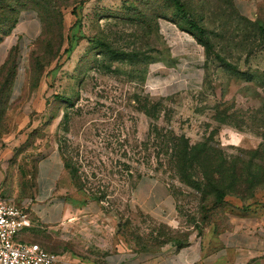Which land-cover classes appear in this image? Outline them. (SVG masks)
<instances>
[{
    "label": "rangeland",
    "instance_id": "obj_1",
    "mask_svg": "<svg viewBox=\"0 0 264 264\" xmlns=\"http://www.w3.org/2000/svg\"><path fill=\"white\" fill-rule=\"evenodd\" d=\"M260 12L242 15L237 0H0L7 193L32 198L52 157L72 185L67 218L90 206L93 257L116 243L176 250L233 203L264 208Z\"/></svg>",
    "mask_w": 264,
    "mask_h": 264
},
{
    "label": "crops",
    "instance_id": "obj_2",
    "mask_svg": "<svg viewBox=\"0 0 264 264\" xmlns=\"http://www.w3.org/2000/svg\"><path fill=\"white\" fill-rule=\"evenodd\" d=\"M237 6L242 15L253 18L261 15L264 0H237ZM177 38L175 35L174 44L179 42ZM48 158L38 169L33 197L19 200L17 193H7L6 166L0 156V195L12 199L28 214L30 227L23 229L17 240L57 254L55 264H264V208H244L237 203L228 207L216 230L215 226L207 228L199 240L186 247L157 253L134 251L116 243L108 253L93 257L89 248L103 243L89 231L91 224L86 218L90 206L80 211L85 217L67 218L64 197L72 185L63 169L55 161L47 162L52 160ZM61 180L63 183H58Z\"/></svg>",
    "mask_w": 264,
    "mask_h": 264
},
{
    "label": "built area",
    "instance_id": "obj_3",
    "mask_svg": "<svg viewBox=\"0 0 264 264\" xmlns=\"http://www.w3.org/2000/svg\"><path fill=\"white\" fill-rule=\"evenodd\" d=\"M30 227L28 214L12 199L0 195V264H55L58 255L38 244L17 240Z\"/></svg>",
    "mask_w": 264,
    "mask_h": 264
},
{
    "label": "trees",
    "instance_id": "obj_4",
    "mask_svg": "<svg viewBox=\"0 0 264 264\" xmlns=\"http://www.w3.org/2000/svg\"><path fill=\"white\" fill-rule=\"evenodd\" d=\"M176 2L178 0H175ZM187 25L188 27L190 28V30H192L194 32V34L196 35L197 39L206 46V48H210L209 45H206V41H205V38H204V30L199 27L196 23H194L193 21L191 20H188L187 21ZM218 195L222 196V192L221 191H218Z\"/></svg>",
    "mask_w": 264,
    "mask_h": 264
}]
</instances>
